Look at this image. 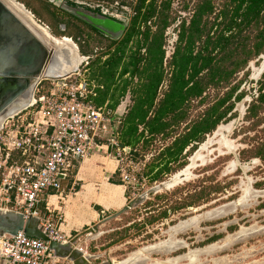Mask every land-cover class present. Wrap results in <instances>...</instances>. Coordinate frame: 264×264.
<instances>
[{"label": "rangeland", "instance_id": "rangeland-1", "mask_svg": "<svg viewBox=\"0 0 264 264\" xmlns=\"http://www.w3.org/2000/svg\"><path fill=\"white\" fill-rule=\"evenodd\" d=\"M29 1L31 6L47 1L60 21L75 20L70 12L73 8L63 0ZM78 1L90 6L105 4L98 0ZM197 1L173 0V20L184 16L188 19ZM223 1L213 0L215 12L221 9ZM40 5L37 9L44 11ZM216 15L204 20L213 22ZM216 20L220 22V18ZM37 21L48 26L46 21ZM52 28L60 31L59 24ZM216 30L213 28L212 32ZM244 34L252 49L256 29H246ZM176 37L177 29L173 27V48ZM200 46L201 42L196 43L195 49ZM263 57L249 60L227 84L208 85L202 103L200 99L189 101V116L195 119L230 87L238 84L236 92H244L241 100H234L231 113L218 129L188 154L183 167L173 172L170 164L171 172L160 180L147 177L143 186H130L128 202L145 195L141 202L100 224L99 233L92 230L79 236L81 244L72 245L81 250L90 264H264V163L252 156L253 146L264 140V108L257 116L246 118L247 108L257 95ZM168 81L165 70L164 82ZM46 84L43 81L41 87ZM166 89L162 88L160 97ZM183 127L184 124L171 127L168 133L172 135L167 137L140 140L139 154H151L147 166L171 144L173 133L181 132ZM71 240L69 237L68 243ZM57 264L72 262L63 258Z\"/></svg>", "mask_w": 264, "mask_h": 264}, {"label": "trees", "instance_id": "trees-1", "mask_svg": "<svg viewBox=\"0 0 264 264\" xmlns=\"http://www.w3.org/2000/svg\"><path fill=\"white\" fill-rule=\"evenodd\" d=\"M17 1L31 11L35 18H38L37 20L46 21L54 36H67L76 41L78 34L76 30L79 27L73 25L71 28L70 22L68 24L70 29L65 32H59L52 28L61 19L57 13L51 12L47 1H39L40 7L44 11L37 9L39 3L37 6H31L29 0ZM144 1L138 0L132 26L120 42H112L116 43V46L114 51L109 53L108 59L101 61L98 57L91 62V65L93 63L95 65L92 69L93 77L97 76L96 79L100 82L109 81L108 84L115 81L114 77L116 79L126 72H131L133 75L138 72L139 74L140 72L149 74L143 83L144 98L128 113L127 122L137 118L139 123L145 122L150 127L151 132L149 131V133H152L158 130L156 123L161 124L162 127L168 125L165 122L161 123L160 119L167 113L173 112V127L184 124L182 131L173 133L171 144L158 155L161 161L159 164L162 163V165L151 176V180L155 181L160 180L162 175L171 172L170 164H173V172L183 167L188 154L196 151L207 134L212 133L219 123L231 113L234 100L239 101L243 97L244 92L236 93L238 89V84H236L208 105L199 116L190 119L188 112L190 100L200 98V103H202L204 100L202 95L208 85L227 84L235 72L246 67L249 60L264 53V0H224L221 9L213 22H209L210 24L204 18L214 12L213 0H198L189 25L182 26L179 44L173 54V75L168 88L161 97H158V88L164 79L162 66L164 50L161 46L163 29L167 25L168 14L165 11L167 6L162 7L156 33L151 38L148 30L143 33L148 53L147 61L143 62L146 64H142L144 57L139 55L140 40L133 41L134 49L128 48L129 42L137 35L138 21L141 18L148 19L155 14L154 0L149 3L147 12L141 14ZM218 18H220V22H217ZM213 28L215 30L218 28V30L212 32ZM252 28L256 29V34L255 43L251 49L247 45L248 37L244 33L246 29L250 31ZM198 42H201V46L196 50L195 45ZM80 53L83 55L93 54L92 50L86 47L80 48ZM127 58H130L128 63ZM129 64H132L133 68H129ZM119 68L120 71H118ZM259 83L257 96L249 104L246 118L257 116L264 108V72ZM145 104L147 106L143 108ZM169 105L173 107L171 108ZM150 112L152 116L149 115ZM124 122L126 121L124 120ZM164 134L168 135L167 132ZM127 142L129 143L130 140ZM133 156L135 159L142 158L139 152H134ZM252 156L259 158L264 163V140L253 146ZM151 171L152 169L148 170L147 166L146 175L148 176ZM162 214L167 216L166 211H163Z\"/></svg>", "mask_w": 264, "mask_h": 264}, {"label": "built area", "instance_id": "built-area-1", "mask_svg": "<svg viewBox=\"0 0 264 264\" xmlns=\"http://www.w3.org/2000/svg\"><path fill=\"white\" fill-rule=\"evenodd\" d=\"M96 55L79 56L76 70L66 76L40 80L31 102L0 127V209L20 213L25 220L36 218L49 240L59 243L69 238L60 227L63 215L49 201L39 204L51 193L64 200L62 176L71 158L84 159L105 146L117 161L124 186H143L148 177L145 170L151 154L135 159L138 149L124 146L119 138L129 98L121 102L128 101L127 107L114 120L116 111L93 102L94 83L88 70ZM43 81L47 84L41 87ZM0 259L5 264H56L62 258L50 249L49 241L18 231L0 234Z\"/></svg>", "mask_w": 264, "mask_h": 264}, {"label": "crops", "instance_id": "crops-1", "mask_svg": "<svg viewBox=\"0 0 264 264\" xmlns=\"http://www.w3.org/2000/svg\"><path fill=\"white\" fill-rule=\"evenodd\" d=\"M120 40L122 39L120 38L116 42H120ZM109 46L115 48L116 43H112ZM105 59H108V57ZM129 59H126L127 63ZM94 66V63L90 65L88 76L89 80L94 83L95 97L93 102L95 105L106 106L112 111H117L118 108L122 107L121 102L124 99L129 98V101L132 102L127 107L126 114L123 117L126 122L123 120V128H120L121 131H119V138L124 146L137 148V144L148 137H167L172 135L168 131L173 127V112L167 113L160 119L161 123L165 122L168 125L162 127L161 124L156 123L158 130L152 133H149V131L151 132L150 127L145 122L139 123L137 118H133V121L129 122L126 120L131 109L144 98L143 90L145 89L143 83L145 77L149 75L147 72H140V74L138 72L134 75L131 72H126L124 75L116 77V79L114 77L115 81H111L108 84L109 81L100 82L97 81V76L93 77L92 69ZM128 66L133 68L132 64ZM139 67L142 69L141 66ZM120 68L118 71H120ZM125 103L123 102V104ZM146 106L145 104L143 108ZM169 107L172 108L173 106L169 105ZM149 115L152 116L151 112ZM166 132L168 135L164 134ZM103 136H108V134L105 133ZM129 140L130 142L128 143L127 141ZM159 162H161L160 158L157 157L148 164V170L152 169L148 175L150 179L162 165ZM62 184L66 192L64 200H60L51 193L48 196H44L43 201L39 205L42 207L46 201H49L53 210L63 215V221L60 225L61 230L66 236L72 238L71 242L78 243V245L81 244L79 243V236L83 232H89V230L94 229L99 233V225L120 212L128 204L130 198L129 187L124 186L121 182L117 161L105 146H99L94 149L84 159L71 158L70 165L65 175L62 176ZM1 262L2 259H0V264Z\"/></svg>", "mask_w": 264, "mask_h": 264}, {"label": "water", "instance_id": "water-1", "mask_svg": "<svg viewBox=\"0 0 264 264\" xmlns=\"http://www.w3.org/2000/svg\"><path fill=\"white\" fill-rule=\"evenodd\" d=\"M70 12L99 31L106 34L111 33L114 38H119L123 33L124 25L116 21L99 17H89L73 9L70 10ZM60 38H66V36H60ZM55 49V42L43 38L33 26H30L19 18L2 0H0V127L6 118L22 110L29 104H25L13 113L5 114V108L8 104L18 96L25 94L28 88L27 81L31 78V75L38 72L52 61ZM66 75L43 79H57ZM34 90L32 92V97ZM126 107L127 102L122 104L121 108H118L113 116V120L116 118V115H122V111H124L123 109ZM114 126L117 128L118 123L114 122ZM144 197L145 195H141L136 200L129 201L128 204L115 215L127 211L141 202ZM11 213H14L12 218L0 216L1 235H14L18 231H23L29 236L49 241V247L54 251L55 255L70 260L72 264H90L88 258L84 256L81 250L72 245L74 242L59 243L54 240H49L46 234L39 229L36 218L25 220L22 214L17 212ZM92 230L94 229L89 230V232ZM1 264H5V260H2Z\"/></svg>", "mask_w": 264, "mask_h": 264}, {"label": "flooded vegetation", "instance_id": "flooded-vegetation-1", "mask_svg": "<svg viewBox=\"0 0 264 264\" xmlns=\"http://www.w3.org/2000/svg\"><path fill=\"white\" fill-rule=\"evenodd\" d=\"M98 1H103L105 4H97L96 6H90L84 4V2L78 1V0H63V2L67 3L69 7L73 9L79 10L81 13H88L87 15L89 17H99L102 19H108V20H113L116 21L120 24L124 25V30L119 39H123L124 34L128 31V29L132 26V21L135 16V6L138 2V0H98ZM154 9H155V14L149 17L148 19H142L138 21L137 23V35L132 39V41L129 42L128 48L131 47L134 49L133 46V41L134 40H140L139 43V55L144 57V60L142 61V64L145 65L143 62L147 61V50H146V45L143 40V33L148 30L150 38L152 37L153 34L156 33L159 21L158 18L160 17V12L162 10L163 6H167L166 10L168 17H167V25L163 29L162 33V49L164 50V56H163V61H162V66L163 70L168 73L169 81L164 82V79L161 81L160 86L158 88V91H161L162 88H168L170 79L173 75V54L176 51V48L179 43V37L181 33L182 26H188L195 11V7L193 10V13L191 16L187 19L185 16L182 19H175L173 20V0H154ZM151 2V0H145L144 5L141 8V14L143 15L145 12L148 10V5ZM220 9H218L217 12H215V7H214V14L218 13ZM131 11V13H130ZM212 13V14H213ZM75 20H62L58 24L60 25V31L59 32H65L72 28V26L79 27L76 32H78L76 36V41H74L72 38V43L77 51V54L79 56H82L83 54L80 53V48H88L92 50V53L96 52V57L95 60L99 57L101 60H104L109 56V53L114 51L115 48H111L110 43L113 41H118V38L112 37V34H106L102 31H99L95 27L91 26L89 23L85 22L84 20H81L80 18H77L75 16H72ZM65 19V18H64ZM107 21V20H106ZM70 22V27H68ZM45 26V25H44ZM46 27V26H45ZM173 27L177 29V37L175 39V45L173 48ZM48 29V28H47ZM49 30V29H48ZM52 34V33H51ZM53 35V34H52ZM57 37V36H56ZM96 38V39H95ZM95 43V44H92ZM117 43V42H116ZM92 45V46H91ZM264 53L259 54L257 57H262ZM170 62V65H169ZM262 63V62H261ZM167 66L169 69V72L167 70ZM263 68H264V63H263ZM264 69L260 71L259 74H263ZM236 92V93H240ZM160 92H158V97ZM257 93H258V88H257ZM257 96V95H256ZM200 99V98H198ZM242 99V98H241ZM240 99V100H241ZM255 99V98H254ZM220 124V123H219ZM219 125L216 127L214 131L218 129ZM213 131V132H214ZM208 135V134H207ZM204 142V141H203ZM202 142V143H203ZM200 143V145L202 144ZM199 145V146H200ZM198 146V148H199ZM197 148V149H198ZM196 149V150H197ZM195 152V151H194Z\"/></svg>", "mask_w": 264, "mask_h": 264}, {"label": "bare ground", "instance_id": "bare-ground-1", "mask_svg": "<svg viewBox=\"0 0 264 264\" xmlns=\"http://www.w3.org/2000/svg\"><path fill=\"white\" fill-rule=\"evenodd\" d=\"M19 18L33 26L34 29L40 33L43 38L55 42L56 49L52 61H50L45 67L41 68L38 72L31 75L28 79V88L25 94L18 96L12 100L5 108V114L13 113L19 110L25 104H28L32 100V92L38 81L47 77H58L66 75L76 70L80 57L70 38L55 37L50 31L41 23H39L33 16V14L19 1L17 0H2ZM52 36H51V35ZM264 58V57H263ZM14 213H11L3 208L0 209V216H6L12 218Z\"/></svg>", "mask_w": 264, "mask_h": 264}]
</instances>
